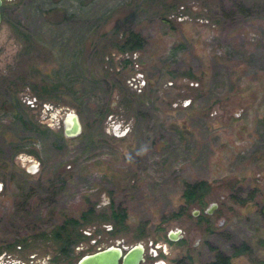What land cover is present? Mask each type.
I'll return each instance as SVG.
<instances>
[{
    "label": "rangeland",
    "instance_id": "obj_1",
    "mask_svg": "<svg viewBox=\"0 0 264 264\" xmlns=\"http://www.w3.org/2000/svg\"><path fill=\"white\" fill-rule=\"evenodd\" d=\"M263 204L264 0H3L0 238L113 207L126 241L180 233L165 264H264Z\"/></svg>",
    "mask_w": 264,
    "mask_h": 264
},
{
    "label": "flooded vegetation",
    "instance_id": "obj_2",
    "mask_svg": "<svg viewBox=\"0 0 264 264\" xmlns=\"http://www.w3.org/2000/svg\"><path fill=\"white\" fill-rule=\"evenodd\" d=\"M2 7L0 0V18ZM82 213L55 225H25L0 238V264H165L166 243L180 237L178 232L170 239L167 231L165 240L159 243L141 238L126 241L116 233L118 222L110 220L111 225L104 229L90 227L84 224L90 221L87 219L92 211ZM183 261L174 258L171 264ZM213 261L216 259L205 264Z\"/></svg>",
    "mask_w": 264,
    "mask_h": 264
},
{
    "label": "trees",
    "instance_id": "obj_3",
    "mask_svg": "<svg viewBox=\"0 0 264 264\" xmlns=\"http://www.w3.org/2000/svg\"><path fill=\"white\" fill-rule=\"evenodd\" d=\"M142 44V37L141 35L135 30H127V32L119 39L116 43L117 47L121 51H133L138 49ZM209 184L205 180H193V181H184L181 188V197L183 198L182 204H179L177 209L173 211V216L185 213L187 207L190 204H197L201 202V198L204 193L207 191ZM108 218L112 220L114 223L118 222L121 223L125 219V212L123 209H116L110 207ZM262 214L264 215V204L261 206ZM85 211H90L84 210ZM82 213V214H83ZM106 217V216H105ZM247 247L243 244L239 247L234 248L235 253L242 252ZM228 257L217 254L215 256L216 261L210 262V264H224L225 260Z\"/></svg>",
    "mask_w": 264,
    "mask_h": 264
},
{
    "label": "water",
    "instance_id": "obj_4",
    "mask_svg": "<svg viewBox=\"0 0 264 264\" xmlns=\"http://www.w3.org/2000/svg\"><path fill=\"white\" fill-rule=\"evenodd\" d=\"M80 130V123L78 121L77 115L74 112H67L62 118V131L66 136L77 134ZM214 203H211L210 207L212 208ZM211 209L207 208L206 211L209 212ZM197 210H192L193 214H196ZM176 230H169L168 237L174 239L177 236ZM139 249L136 251L138 255Z\"/></svg>",
    "mask_w": 264,
    "mask_h": 264
}]
</instances>
